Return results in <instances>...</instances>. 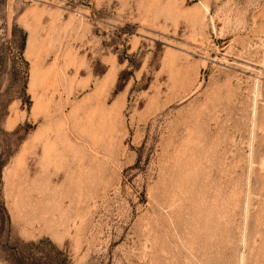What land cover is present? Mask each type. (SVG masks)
Listing matches in <instances>:
<instances>
[{"label":"rangeland","instance_id":"rangeland-1","mask_svg":"<svg viewBox=\"0 0 264 264\" xmlns=\"http://www.w3.org/2000/svg\"><path fill=\"white\" fill-rule=\"evenodd\" d=\"M39 241L264 264V0H0V264Z\"/></svg>","mask_w":264,"mask_h":264},{"label":"trees","instance_id":"trees-1","mask_svg":"<svg viewBox=\"0 0 264 264\" xmlns=\"http://www.w3.org/2000/svg\"><path fill=\"white\" fill-rule=\"evenodd\" d=\"M25 45L26 40H21L20 48ZM54 250L53 246L48 247L44 241H39L8 245L3 251L9 264H67V256L61 250Z\"/></svg>","mask_w":264,"mask_h":264}]
</instances>
